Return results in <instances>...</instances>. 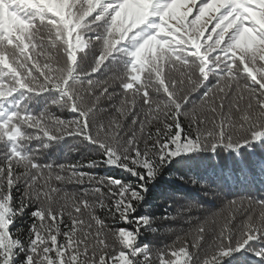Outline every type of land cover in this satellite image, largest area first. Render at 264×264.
Here are the masks:
<instances>
[{
  "label": "snow or ice",
  "instance_id": "snow-or-ice-1",
  "mask_svg": "<svg viewBox=\"0 0 264 264\" xmlns=\"http://www.w3.org/2000/svg\"><path fill=\"white\" fill-rule=\"evenodd\" d=\"M245 153L264 184V0H0V264H264V193L203 167Z\"/></svg>",
  "mask_w": 264,
  "mask_h": 264
},
{
  "label": "trees",
  "instance_id": "trees-1",
  "mask_svg": "<svg viewBox=\"0 0 264 264\" xmlns=\"http://www.w3.org/2000/svg\"><path fill=\"white\" fill-rule=\"evenodd\" d=\"M97 51L95 49L89 50L88 62L97 55ZM112 62L109 61V67L105 68L101 73L96 74L97 79H104L109 72L111 71ZM118 90V89H117ZM105 106H108V102H105ZM36 110L38 111L41 107H43V100L34 105ZM72 138H67L64 142L58 145H54L49 149L47 156L45 159L55 158L59 162L70 161L73 159H78L82 153H69L68 149L72 144ZM259 157H255L253 160L247 159V154L245 153L244 160H237L234 156H225L221 154L219 157L209 158L207 159L203 167L207 168L211 173L213 170L216 173H220L221 170H225L228 174V180L225 182L221 179V183L225 184V190L230 191L231 193H236L239 195H248L252 194L255 196H259L264 193V184L260 183L259 179V168H258ZM245 169L248 173L247 178H245L244 173L241 172V169ZM93 171H97L100 173H107L109 175H121L119 170L117 169H104L98 168ZM255 177V178H254ZM215 186V185H213ZM169 189L174 191H184L189 194H192L194 190L189 189L183 183H175V184H167L162 183L158 186L157 189L154 190L153 195V205L156 214L159 215L160 211L163 208L165 201L168 199ZM70 191H78V189L74 187L69 188ZM30 221H25V223H29ZM172 227L178 230L182 239H190L189 237H185L183 232H179L180 229H184L187 226L183 224V222H177L171 225ZM174 236H160L155 237L149 234H146L142 237L143 242H151L153 246H159L164 242H171L174 239ZM259 247V245H256ZM232 264H257L256 258L252 256L250 253H238L232 258Z\"/></svg>",
  "mask_w": 264,
  "mask_h": 264
}]
</instances>
